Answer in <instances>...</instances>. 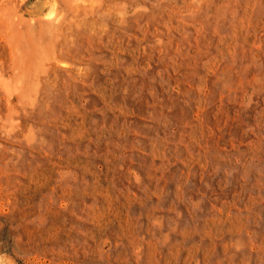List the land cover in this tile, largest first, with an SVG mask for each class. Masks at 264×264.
I'll return each mask as SVG.
<instances>
[{
    "label": "rangeland",
    "instance_id": "1",
    "mask_svg": "<svg viewBox=\"0 0 264 264\" xmlns=\"http://www.w3.org/2000/svg\"><path fill=\"white\" fill-rule=\"evenodd\" d=\"M0 264H264V0H0Z\"/></svg>",
    "mask_w": 264,
    "mask_h": 264
}]
</instances>
